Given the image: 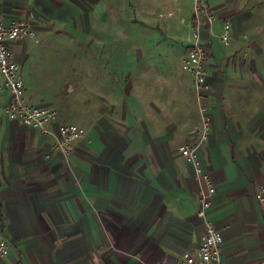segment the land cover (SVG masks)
I'll use <instances>...</instances> for the list:
<instances>
[{"label":"crops","instance_id":"obj_1","mask_svg":"<svg viewBox=\"0 0 264 264\" xmlns=\"http://www.w3.org/2000/svg\"><path fill=\"white\" fill-rule=\"evenodd\" d=\"M205 3L216 14L201 32L211 91L202 100L209 129L199 154L215 186L207 218L222 235L223 264H254L264 261V194L256 197L264 187V46L256 61L240 59L251 54L240 34L252 9L240 0ZM96 4L0 0L4 22L27 20L42 41L68 37L60 29L75 18L71 6L83 7L93 41L84 62L76 48L25 50L34 42L25 37L10 43L26 100L56 111L52 129L76 124L86 135L62 156L51 136L8 117L9 94L0 91V232L9 244L0 264H178L203 236L199 186L179 152L201 117L181 69L192 0H164L171 18L161 20L160 32L142 30L136 16L131 30L118 17L114 48ZM226 21L227 45L217 37ZM52 51L66 60L35 59Z\"/></svg>","mask_w":264,"mask_h":264},{"label":"built area","instance_id":"obj_2","mask_svg":"<svg viewBox=\"0 0 264 264\" xmlns=\"http://www.w3.org/2000/svg\"><path fill=\"white\" fill-rule=\"evenodd\" d=\"M191 8V33L181 60V69L191 76V85L201 117L199 125L191 130L189 141L179 147V152L192 167V176L199 186L197 215L204 223V233L196 251L184 252L178 264H223L219 249L223 240L222 235L213 222L207 218L215 186L199 154L209 129V119L205 114L202 100L211 91L205 64L208 52L204 47L201 32L204 24L210 29L212 22L216 19V14L205 3V0H192ZM24 37L34 42L39 40L29 21L11 18L4 22L3 15L0 13V91L6 89L9 94L5 112L10 119L38 129L44 136H51L54 139L55 149L62 156L68 157L73 152L75 143L85 137V130L76 124L65 123L58 124L55 130L52 129V124L57 117L56 111L52 108L31 104L26 100L23 81L19 73L20 66L10 47L12 41ZM217 37L226 45L230 42L232 37L229 22L222 24L221 32ZM263 194L264 187L260 189L256 197L262 201ZM8 252L9 244L0 232V258L7 256ZM254 264H264V261Z\"/></svg>","mask_w":264,"mask_h":264},{"label":"rangeland","instance_id":"obj_3","mask_svg":"<svg viewBox=\"0 0 264 264\" xmlns=\"http://www.w3.org/2000/svg\"><path fill=\"white\" fill-rule=\"evenodd\" d=\"M102 1L104 5H102ZM65 2H70V0H65ZM107 0H98V4L94 7V13L99 15L100 13L106 14L108 16L107 20L104 22L105 28V36H106V44L111 47H117L118 42L120 40L118 35V29L123 25L122 22H118V17L125 16L127 28L131 26V30L134 29L132 25L129 24V19H134L136 17H140L143 20L144 26H142V30H151V28H156L159 32L164 30L163 23L161 24V20L165 21L166 18H171V12L168 11V7L164 8L163 2L164 0H157V5L155 7L150 6V0H108L109 4H106ZM240 3H244L249 5V9H252L253 17L249 22L247 27L243 28L240 37L245 40L243 46L246 49V52H250L251 54H247L240 59H244L243 61H256L257 56L255 50L264 46V0H240ZM72 7V15L75 14V18H72V22L68 23V28H62L61 33L66 34L64 31H68L69 35L58 37L53 34L51 37L47 38L45 41L42 39L39 40L38 43L30 42L24 43L23 48L25 50L36 51L38 48L42 47H61L67 46V48L77 49L79 54L75 55L78 58V61H85V49L89 43H93L91 37L87 36L86 27L84 21V14H86V10L83 7L79 6H71ZM184 7V5H183ZM170 8V7H169ZM192 9V8H191ZM70 11V12H71ZM164 12V13H163ZM68 13V12H67ZM177 13H175L172 18H176ZM78 15V16H77ZM157 18L159 20L156 25L153 18ZM160 16V17H159ZM180 16V15H179ZM164 18V19H163ZM152 19V23L150 22ZM58 29H56L57 31ZM59 33V32H58ZM251 34V35H250ZM67 35V34H66ZM190 38V36H189ZM42 41V42H41ZM215 41V40H214ZM214 48H217L218 44L214 42ZM184 47V51H185ZM183 51V52H184ZM74 56V55H73ZM43 57H49L50 60L58 61L61 54H56L53 51L35 54V59L37 61H42ZM67 57V55H66ZM73 58V57H72ZM68 59V58H67ZM65 55L62 57V61H65ZM20 72V70H19Z\"/></svg>","mask_w":264,"mask_h":264}]
</instances>
